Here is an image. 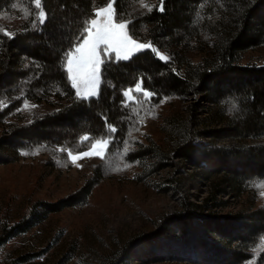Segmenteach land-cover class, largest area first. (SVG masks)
Returning a JSON list of instances; mask_svg holds the SVG:
<instances>
[{
	"label": "rangeland",
	"instance_id": "1",
	"mask_svg": "<svg viewBox=\"0 0 264 264\" xmlns=\"http://www.w3.org/2000/svg\"><path fill=\"white\" fill-rule=\"evenodd\" d=\"M160 1L138 0L133 13L145 14ZM41 11L34 0H13L0 10V33L12 36L24 24L40 21ZM112 12L114 22L127 25L129 36L150 44L144 33L131 35L129 20L117 19L113 6ZM155 53L169 58L166 52L156 49ZM189 54L193 64L200 61L198 43ZM241 63L264 66V44L244 53ZM63 65L67 76L65 56ZM145 91L135 85L123 92H128L123 96L132 114L125 138L111 133L84 136L88 139L82 137L68 147L12 136L13 129L57 110L65 100L29 99L18 86L0 94V236L36 204L55 202L86 181H96L85 200L47 214L27 231L0 238V264H18L16 258L24 254L30 259L19 264H225L217 261L216 235L201 232L183 237L172 219L183 216L191 204L201 206L195 208L198 215L210 218L264 207V177L249 179L244 191L236 193L222 182L223 176L206 177L200 168L182 160L177 149L186 142L198 148L243 147L264 144V138L239 142L214 134L224 126L212 114L225 105L214 106L207 95L151 92L145 97ZM223 114L229 115L226 110ZM177 118L183 130L175 128ZM97 141L95 151L101 155L81 156L93 153ZM72 156L79 158L74 162ZM246 245L248 256L238 264H264V227ZM125 248L134 255L123 261Z\"/></svg>",
	"mask_w": 264,
	"mask_h": 264
},
{
	"label": "trees",
	"instance_id": "2",
	"mask_svg": "<svg viewBox=\"0 0 264 264\" xmlns=\"http://www.w3.org/2000/svg\"><path fill=\"white\" fill-rule=\"evenodd\" d=\"M12 1L0 0V10ZM137 1L41 0L43 24L36 19L12 36L0 33V94L18 86L29 99L41 101L49 96L65 100L57 110L13 129L12 136L67 147L84 136L92 139L111 133L123 139L132 122L123 92L140 83L144 90L157 94L182 97L200 93L214 106L224 104L212 114L224 126L213 132L216 135L239 142L264 138V66L241 63L244 53L264 44V0H163L164 11L160 12L161 0L150 11L135 16ZM108 3L117 19L129 20L132 36L144 33L150 44L169 58L162 61L151 49H145L127 61L101 65L98 95L79 99L68 82L64 56L83 38V29L96 10ZM197 43L201 59L193 64L189 52ZM225 110L229 115L223 114ZM174 120L175 128L183 130L179 119ZM109 125L116 128L115 133ZM177 153L206 177L223 176L222 182L236 193L244 191L249 179L264 177V144L198 148L186 142ZM95 183L88 180L67 197L36 204L0 238L27 231L47 214L85 200ZM191 205L183 216L172 219L183 237L201 232L216 235L220 240L218 263L238 264L246 259L248 239L264 227V207L210 218L195 212L200 205ZM129 249L122 250L123 261L133 257L134 251ZM29 259L24 254L15 262Z\"/></svg>",
	"mask_w": 264,
	"mask_h": 264
},
{
	"label": "snow or ice",
	"instance_id": "3",
	"mask_svg": "<svg viewBox=\"0 0 264 264\" xmlns=\"http://www.w3.org/2000/svg\"><path fill=\"white\" fill-rule=\"evenodd\" d=\"M36 8L41 7V0H34ZM16 7L15 4L12 5ZM160 12L164 11L163 0ZM96 19H91L87 26L83 29L85 35L72 48L65 53L67 64V78L71 81L72 88L75 89V96L79 99H88L95 97L98 94L100 85L101 65L107 64L113 60L127 61L134 53H139L145 49H151L156 52V49L151 44L139 43L129 36L126 31L127 25L125 23L114 22L112 5L109 4L107 8H101L96 13ZM40 23L45 21V13L43 11L39 14ZM8 35V33H5ZM159 56V53H157ZM162 61H167L168 57L159 56ZM140 83L136 84V89L139 91ZM125 96L128 92L123 93ZM153 93L145 91L144 96L150 97ZM123 103V101H122ZM107 123V118L104 117ZM113 133L116 128L109 125ZM85 140L88 137H84ZM99 141L92 145L93 153L83 152L81 156H89L92 154L101 155L95 149L99 145ZM71 155V153H69ZM75 162L79 157L72 156Z\"/></svg>",
	"mask_w": 264,
	"mask_h": 264
}]
</instances>
